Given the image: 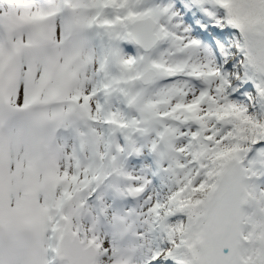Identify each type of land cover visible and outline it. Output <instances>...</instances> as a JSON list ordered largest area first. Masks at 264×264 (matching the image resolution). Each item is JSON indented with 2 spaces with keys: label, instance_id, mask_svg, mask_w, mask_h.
Instances as JSON below:
<instances>
[{
  "label": "snow or ice",
  "instance_id": "6c2138e0",
  "mask_svg": "<svg viewBox=\"0 0 264 264\" xmlns=\"http://www.w3.org/2000/svg\"><path fill=\"white\" fill-rule=\"evenodd\" d=\"M0 264H264V0H0Z\"/></svg>",
  "mask_w": 264,
  "mask_h": 264
}]
</instances>
